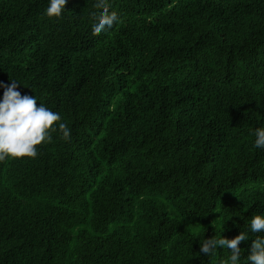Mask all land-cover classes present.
I'll return each instance as SVG.
<instances>
[{
  "label": "trees",
  "instance_id": "trees-1",
  "mask_svg": "<svg viewBox=\"0 0 264 264\" xmlns=\"http://www.w3.org/2000/svg\"><path fill=\"white\" fill-rule=\"evenodd\" d=\"M97 4L0 0V81L71 129L0 161V264H220L264 213V0Z\"/></svg>",
  "mask_w": 264,
  "mask_h": 264
},
{
  "label": "clouds",
  "instance_id": "clouds-1",
  "mask_svg": "<svg viewBox=\"0 0 264 264\" xmlns=\"http://www.w3.org/2000/svg\"><path fill=\"white\" fill-rule=\"evenodd\" d=\"M67 0H48L44 14L49 18L59 19L66 12ZM104 5L92 23V31L103 32L113 28L120 22L121 17L113 10L110 11L106 0H98L97 6ZM10 83L0 81L3 95L0 97V161L15 158H35L41 143L52 141V132L59 129L62 138L71 136V129L62 121L58 111L37 104L36 95L21 94L17 79L10 78ZM59 122V123H57ZM252 135L254 147L264 149V126L256 127ZM224 232V229H223ZM249 232L257 234L252 240L248 255L249 264H264V213L253 215L248 222V231L242 230L234 238L214 235L204 238L200 243V253L207 257L215 255L219 247L228 249L230 255L220 261V264H240L241 241L249 238Z\"/></svg>",
  "mask_w": 264,
  "mask_h": 264
}]
</instances>
